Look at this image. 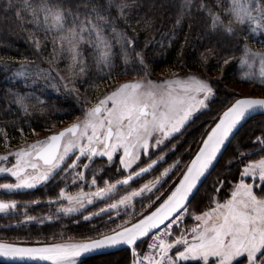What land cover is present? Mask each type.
I'll use <instances>...</instances> for the list:
<instances>
[{
  "label": "snow or ice",
  "instance_id": "obj_1",
  "mask_svg": "<svg viewBox=\"0 0 264 264\" xmlns=\"http://www.w3.org/2000/svg\"><path fill=\"white\" fill-rule=\"evenodd\" d=\"M217 4L221 5V0H217ZM192 6L193 0H181L177 24L186 14H190ZM7 7L16 8L15 16L21 27L31 24L37 30L56 34L52 39V58H57L58 51L70 54V77L77 75L75 69H79V73L85 70L81 59V45L85 43L94 49L96 67L109 69L105 76L112 75L113 57L116 55L114 45H119L120 55L126 65L137 61L142 66L144 76L114 86L86 107L81 117L58 132L0 155V174L6 173L15 179V183H0V189L9 192L34 189L61 172L65 176L71 174L73 186L82 182L78 190L69 192L66 184L59 189L58 196L49 199L48 203L57 204L56 212L65 216L87 211V207L94 206L97 201L112 200L119 187L130 186V182L157 166L164 159L163 156L156 159L149 157L150 163L144 167H139L137 162L142 155H149L150 148L158 147L164 140L180 133L194 114L206 109L208 101L215 96L210 79L195 73H170L171 78L159 81L148 79L144 56L135 52L133 39L125 31L119 30L110 16L101 15L97 7L85 9L83 14L66 7L63 0H19L18 5L7 0ZM115 7L119 10V16L125 17V9L129 5L122 2ZM199 9L207 11L211 20L210 30L213 32L222 31L228 36H239L241 31H246L239 56V67L242 69L239 78L264 86V50H255L248 43L250 36L257 38L264 35V0H228V6L222 7V12L214 11L201 2ZM222 15L229 18L227 23ZM107 28H110V32L106 33ZM29 38L39 50L40 39L31 34ZM258 42L264 44V39H258ZM206 51L209 55L213 53V49ZM201 58L206 62L207 56L203 53ZM230 59L226 58L224 63L228 64ZM27 63L25 58L16 76L27 75ZM41 71L50 76L52 71L57 70ZM57 75L60 80H65L59 71ZM68 82L64 84L66 88ZM15 95V102L27 113L28 97L20 93ZM257 112L264 113V96L237 98L223 110L214 126L203 134L198 150L185 166L186 170L181 172L174 189L154 210L148 214L141 213L142 218L134 222L125 220L98 233L95 238H69L62 242H38L36 245L0 238V257L12 261L78 264L80 258L87 254L124 245L131 250V264H185L188 261H195L196 264H241V261L243 264H264V156L243 164L239 181L224 199L221 200L218 194L225 181L218 180L219 187L214 188L217 197L212 198L205 210L189 213L190 196L198 189L202 178L241 123ZM20 131L23 134V129ZM0 136L7 148L9 140L5 129L0 128ZM253 143L259 145V151L264 152V134L257 135ZM256 151L253 149L239 155L243 159ZM117 156L127 175L114 182L105 180L103 187L98 185L96 174L92 175L90 181L86 179V171L94 158H106L111 164ZM10 157L15 162L8 167L6 164ZM82 160L86 162L81 163ZM179 163V160L175 161L154 180L126 191L119 199L105 203L95 212H88L83 219L89 221L109 212H116L119 217L121 207L125 210L133 208L131 215H135L133 201L145 193H153ZM133 165H137L138 170H132ZM248 179L252 182H246ZM85 185L89 191L84 190ZM93 188L94 191L91 190ZM18 207L16 200L0 199V213L7 214ZM189 214L196 223L190 228L180 229L179 234H176L174 229ZM24 216L25 222L37 219L26 212ZM52 218L47 217L49 220ZM40 222L43 223V220ZM108 222H112L111 217ZM150 234L148 251L141 254L137 250L138 242L142 243L143 238Z\"/></svg>",
  "mask_w": 264,
  "mask_h": 264
},
{
  "label": "trees",
  "instance_id": "obj_2",
  "mask_svg": "<svg viewBox=\"0 0 264 264\" xmlns=\"http://www.w3.org/2000/svg\"><path fill=\"white\" fill-rule=\"evenodd\" d=\"M12 2L13 5H18L19 0H12ZM63 2L66 7L72 8L73 11L78 10L81 14L85 12V9L90 10L92 7H97L101 10V15L110 16L117 28L125 31L133 39L135 52L143 54L148 76L166 69L192 72L216 81L218 94L211 107L202 109L192 118L196 123L198 119H201L200 126L192 127L194 123L191 122V127L189 124L185 131L169 140L166 148H170V152L165 161L160 162L149 174L144 175L147 177L156 173L165 163L175 162L179 160V157L182 160L178 171L172 172L162 182L158 189V191L164 190L162 193H148L145 195L147 199H138L142 205L139 213L135 212V215H131L130 208L120 209L118 218L112 217V212H109L103 216L93 217L89 221L82 219L81 215H59L58 219L54 217L43 223L40 219L38 223L32 224L22 220V217L11 214L0 215V238L6 240L36 243L86 236L94 238L98 233L114 227L116 223H122L128 217L132 221L138 219L141 213L145 214L152 210L172 190L181 172L197 151L203 134L210 129L221 112L240 97L234 90L230 92L222 89L223 85L226 86L228 83L221 82L217 78L212 79L211 75L219 72L225 74L222 80L229 79L253 89L264 90V86L258 83L245 82L239 78L242 73L239 67V56L246 31H241L239 36H228L222 31L213 32L210 30L211 20L207 11L199 9V4L203 2L214 11L222 12V7L228 6V0H221L222 7L217 4V0H193L190 14H186L180 24H177L176 20L180 12L181 0H63ZM122 2L129 5L125 9L123 18L119 16V10L115 7L116 4ZM15 11V7L11 9L7 7V0H0V128L5 129L8 134V147L14 141L28 142L26 137L31 135L33 130L34 132L59 130L57 128L67 121L81 117L92 101L102 97L101 94L111 91L119 80L144 76L142 66L137 61H132L127 65L124 63L119 45H114L113 48L116 55L113 57L112 75L105 76L109 69L101 70L96 67L94 49L85 43L81 45L83 54L81 59L84 61L85 70L79 73V69H75L77 75L70 77L68 70V65L71 64L70 54L67 51H58L57 58H52V39L56 34L37 30L31 24L21 27ZM222 18L227 23L229 18L226 15H222ZM107 32H110V28L106 29ZM30 34L40 39L41 48L39 50L29 38ZM258 39H264V35L257 38L250 36L248 43L255 50H264V44L259 43ZM207 49H213V53L209 55ZM135 52L132 53L133 56ZM202 53L207 56L206 62L201 58ZM229 57H231L229 63L225 64L224 60ZM25 58L28 62L27 75L25 77L16 76L15 73L20 70V64L25 61ZM42 69H55L59 71L60 76L65 77V80H60L57 71H52L49 76L42 72ZM66 81H70L67 88L64 86ZM73 88L76 91H72ZM16 93L28 97L29 110L27 113L15 102ZM41 101L43 103H40ZM21 129H23V134H21ZM261 134H264V114L251 118L238 131L211 174L190 201L191 211L197 212V210L207 208L212 198L217 196L214 188L219 187L218 180L225 181L218 194L219 198L227 191V187L236 183L240 178L239 173L243 164L247 162L246 157L255 159L264 156V152L258 150L259 145L253 143L255 137ZM174 142H176L175 146H173ZM2 147L5 145L3 137L0 136V148ZM253 149L257 151L243 157L241 162L239 154L249 153ZM103 166L104 163H99L93 170L98 178L102 176L100 174L105 173L110 176L113 174L111 180L120 177L115 167L104 170ZM101 169L103 171H100ZM144 176L134 180L130 185L138 183L139 180L145 178ZM7 177L8 175H0V183L4 182ZM124 187L121 186L118 190ZM31 190L34 191L23 189L7 192L0 189V199L14 193L22 202H33L41 191H36L35 188ZM157 197L160 199L157 200ZM32 209L35 211L31 210V214L38 215L41 214L43 207L36 204L32 206ZM110 217L111 223L108 222ZM144 243L146 242L143 241L137 245L139 252L142 251ZM131 261V250L122 249L83 258L78 264H131ZM185 264H196V262L188 261Z\"/></svg>",
  "mask_w": 264,
  "mask_h": 264
},
{
  "label": "rangeland",
  "instance_id": "obj_3",
  "mask_svg": "<svg viewBox=\"0 0 264 264\" xmlns=\"http://www.w3.org/2000/svg\"><path fill=\"white\" fill-rule=\"evenodd\" d=\"M170 73H179L180 75H185V74H187V73H192V72H181V71H179V70H173V71H171V70H169V69H166V70H163V71H161V72H159V73H155L154 75H151V76H148L147 78L148 79H152V80H155V81H159V80H161V79H168V78H171L170 77ZM223 75H225V74H220L219 72H217V73H215V74H212L211 76V78L212 79H214V78H217V79H219V80H221V82H224V83H228L226 86L225 85H223V87H222V89L224 88L225 90H228V91H230V92H232L233 90L234 91H236L237 93H238V95H240V96H248V95H258V96H264V90H259V89H253V88H251L250 86H248V85H243V84H240V83H237V82H234L233 80L232 81H230L229 79H225V80H222V78H223ZM201 76V75H200ZM214 76H216V77H214ZM143 77V76H142ZM202 78H204V76H201ZM141 77H134V78H126V79H121V80H119L118 81V84H116L115 86H117V85H119L120 83H124V82H126V81H130V80H135V79H140ZM205 79H207V78H205ZM210 82L213 84V87H214V89H215V96L214 97H212L209 101H208V107L207 108H209V107H211V105L213 104V101L215 100V98H216V96H217V94H218V90H217V86H216V81H214V80H210ZM104 93V92H103ZM106 94V93H105ZM102 96L104 95V94H101ZM100 95V96H101ZM101 98V97H100ZM97 100H95L94 102L92 101V103L91 104H93V103H95ZM90 104V105H91ZM227 108V107H226ZM201 111V110H200ZM223 112V111H222ZM222 112H221V114H222ZM198 113V112H197ZM197 113H195L194 114V116H196L197 115ZM193 116V117H194ZM76 119H74V120H69V121H67L66 123H64V124H62L60 127H58L57 129H60V128H62V127H66L67 125H69V124H71V123H73L74 121H75ZM200 120L201 119H198L197 120V122L198 123H196V121H193V119H191V121L181 130V132L182 131H185V129H186V127L192 122V123H194L193 124V126L190 124V127L192 126V127H196V126H200ZM216 121V120H215ZM212 126H214V123H213V125ZM211 128V127H210ZM210 130V129H209ZM56 131V129H52V130H48V131H35V132H33L31 135H29V136H27L26 137V140L28 141V142H25V140H19V141H14L13 142V144L11 145V146H9V147H2V148H0V155H3V154H5L6 152H8V151H10V150H15L16 148H18V147H20V146H23L22 144H28V143H32L33 141H35V140H37V139H42V138H44L45 136H48V135H50L51 133H53V132H55ZM180 132V133H181ZM179 134V133H178ZM175 135L176 134H174L173 135V137H170V138H168V139H166V140H164V142L162 143V144H160L158 147H152V148H150V152H152V153H155V154H149V155H147V157L149 156V157H151V158H157V157H160V156H163L164 157V159L161 161V163L162 162H164L165 161V158H166V156L168 155V153L170 152V148H166L167 147V145H168V141L169 140H172L173 138H175ZM152 144H155V141H152ZM176 145V142H174V144H173V146H175ZM151 155V156H150ZM193 157V156H192ZM251 158H249V157H246L245 158V160H250ZM255 159H258V158H255ZM191 160V159H190ZM189 160V161H190ZM179 161L181 162L182 160H181V158L179 157ZM243 161V159L241 160V162ZM15 162V160L13 159H11L10 158V161L6 164V166H8V167H10L11 166V163H14ZM171 162V163H170ZM169 162V164H167V163H165V165L163 166V167H161L156 173H154V174H151L150 176H147V177H145L144 179H141V180H139L138 181V183H135V184H132V185H130V186H125L124 188H122V189H120V190H118V194H115L116 196H114L115 198H114V200L115 199H119V196L120 195H122V194H124L126 191H131L132 189H137V188H139L142 184H144V183H146V182H148V181H151V180H154L156 177H158V176H160V174L163 172V170L165 169V168H168L170 165H172L174 162L173 161H170ZM189 163V162H188ZM187 163V164H188ZM245 163H247V162H245ZM91 166L92 165H90V167H89V170H91L92 168H91ZM178 168H179V166L178 167H176V168H173L172 169V171H170L169 172V174H168V176H166V177H164L163 178V180L161 181V185H162V182H164V180L166 179V178H168L169 177V175L172 173V172H176V171H178ZM184 171V170H183ZM89 174H90V172H88ZM94 174H96V172L94 173ZM99 174V173H98ZM1 176H5V175H8V174H0ZM100 175H102L100 178H98L97 177V182H98V185L101 187V186H104V181L105 180H107V178L105 179V175H103V174H100ZM96 176H98L97 174H96ZM143 177V176H142ZM141 177V178H142ZM88 179L87 180H91V178H92V176H88L87 177ZM108 181H110V182H114L115 180H109L108 179ZM239 181V180H238ZM237 181V182H238ZM236 182V183H237ZM246 182H249V183H251L252 181L250 180V179H248V180H246ZM2 183H15V179L13 178V177H10V175H8V177H7V179L4 181V182H2ZM82 183V182H81ZM81 183H80V185H79V187L81 186ZM235 183H233V185H234ZM161 185H159L158 187H157V189H154V193H156L157 194V192H158V194L159 193H162V191H164V190H160V191H158V189L160 188V186ZM233 185H230L229 187H227L228 189H227V191H225V193L224 194H222V196L220 197V199L222 200V199H224L227 195H229V192H230V189H231V187L233 186ZM78 190V188L77 189H75V191H77ZM84 190L85 191H89L90 189L85 185L84 186ZM91 190H95L94 188L93 189H91ZM7 191V190H6ZM74 191V192H75ZM7 192H9V191H7ZM11 192H13V191H11ZM146 194H148V193H145L144 195H143V197H141V198H136L134 201H133V205H134V211L136 212V213H139L140 212V208H141V203H140V201L138 202V199H147V197L145 196ZM14 193H12L10 196H8V195H5V197H4V199L5 200H16L17 202H18V205H19V202H20V200L17 198V196L15 195ZM167 196V195H166ZM165 196V197H166ZM164 197V198H165ZM217 197V196H216ZM110 200H105V201H97V202H95V204H94V206H92V209H90L89 210V212H95V211H97V210H99L100 208H102V207H104V204L105 203H111L112 202V200L109 202ZM20 206V205H19ZM147 206V205H146ZM156 207V206H155ZM18 208H20V211L21 212H19L20 214H24L25 212L27 213V215L28 216H30V215H33V214H31V210L29 211L28 210V206L26 205V204H24V206H21V207H18ZM120 209H124L123 207H121ZM119 209V214H120V210ZM131 209V211L133 212V208H130ZM206 209V208H205ZM13 211H15V210H13ZM12 211V212H13ZM151 211V210H150ZM201 211H203V210H197V212L195 211H191L190 209H189V213H198V212H201ZM12 212H9V213H12ZM9 213H7V214H9ZM148 213V212H147ZM5 214V213H4ZM88 213H83L82 214V217L83 216H85V215H87ZM146 214V213H145ZM0 215H2L1 213H0ZM112 217H117V214H116V212H112ZM103 216V215H102ZM127 216H129V214L127 215ZM23 217H25L24 215H23ZM56 217V216H55ZM53 218H54V216H53ZM52 218V219H53ZM59 217H57V218H55V219H58ZM118 218V217H117ZM139 218H141V216L139 217ZM127 220H129V217H128V219ZM123 221H125V220H123ZM135 221V220H134ZM133 221V222H134ZM186 222V223H185ZM36 223H38V222H36ZM40 223V222H39ZM121 223V222H120ZM120 223H116L115 225H117V224H120ZM196 223V221L192 218V216L189 214V215H187V216H185L184 217V220H183V223L181 224V225H179L177 228H175L174 229V231H175V233L176 234H179V231H180V229H182V228H190V227H192L194 224ZM115 225H114V227H115ZM113 226V225H112ZM86 237H90V236H86ZM82 238H85V237H82ZM95 238V237H94ZM69 238H65V239H61V240H56V241H48V242H39V243H54V242H62V241H66V240H68ZM73 239H81V238H79V237H75V238H73ZM11 241V240H10ZM151 241V237H149V238H147V240H145V242H147V243H144V247L142 248V251L140 252L141 254H143L144 252H147L148 251V247H147V245H148V243ZM36 243H38V242H36ZM81 261V259L78 261V263ZM241 264H243V261H241Z\"/></svg>",
  "mask_w": 264,
  "mask_h": 264
},
{
  "label": "flooded vegetation",
  "instance_id": "obj_4",
  "mask_svg": "<svg viewBox=\"0 0 264 264\" xmlns=\"http://www.w3.org/2000/svg\"><path fill=\"white\" fill-rule=\"evenodd\" d=\"M149 154H155V153L149 152ZM151 159H156V157L155 158H151ZM70 162L71 161H69V163ZM85 162L86 161H83V160L81 161V163H85ZM99 163H104V166H103V169L104 170L106 168L115 167L118 170L117 174L120 175V177L117 178L116 180L121 179L123 176H125V175L128 174V172L125 171L122 168V166H120L118 156L114 159V161L111 164L108 163V161L106 160V158H99V157H97V158H94L93 162L90 164V165H92L91 166L92 169L91 170L88 169L86 171V179H88L87 177L89 175L92 176L95 173V171H93V170H95L96 165H98ZM148 163H150L149 156L147 157L145 155H142L140 161L137 162V164H138L139 167H144ZM103 169H101L100 171H103ZM132 170H138L137 165H133ZM152 170H150L146 174H149ZM88 172H90V174ZM146 174H144V175H146ZM104 175H105V179L107 178V180L108 179L111 180V177H113V174L110 176V175H108V173H105ZM141 177H139V178H141ZM139 178H136V179H139ZM80 183L81 182H78L75 186H73L72 185V177H71V174H68L67 176H65L64 173L61 172L58 175H56L53 179H51L49 182L44 183V184H41V185H38L35 189H36V191L39 190L41 192L38 193L39 195H37V199H35V201H38V203H36L37 206L40 205V206L43 207V209L41 210V214H38V215H34V214L33 215H30V216L36 217L37 219L36 220H33V221H29L28 223H31V224L32 223H36V222L40 221V219L43 220V221H45V222H48V221H50L49 219H47L48 216H52V217L53 216L54 217L55 216L57 217L59 215L64 216L62 213H57L56 212V209L58 207L57 204H49L48 201H49V199H55L58 196L59 189L61 187H65L66 184L68 185V191L69 192H74L75 189L79 188ZM101 187H103V186H101ZM21 190H23V189H21ZM29 190L30 191H34V190H31V189H29ZM24 204H26L28 206V210L29 211L30 210L35 211V209H32V206L33 205H36V204H33L30 201H28V202H22V201H20L19 202V205H20L19 207L24 206ZM90 209H92V205H90V206L87 207V211H82L81 213L72 214V215H68V216H76V215L77 216L78 215H81L82 216L83 213H88ZM19 212H21L20 211V208H17V209H15V211H13L12 213H9V214L14 215V216H17V217H22L21 219L22 220H25V217H23L24 214H20ZM1 214L2 215H7V214H4V213H1ZM81 218L83 219V217H81Z\"/></svg>",
  "mask_w": 264,
  "mask_h": 264
},
{
  "label": "water",
  "instance_id": "obj_5",
  "mask_svg": "<svg viewBox=\"0 0 264 264\" xmlns=\"http://www.w3.org/2000/svg\"><path fill=\"white\" fill-rule=\"evenodd\" d=\"M248 96L262 97V96H258V95H248ZM240 97H243V96H240ZM240 97H238V98H240ZM229 106H230V105H229ZM261 114H264V113L257 112V113L251 114L249 118H247L245 121H243V122L241 123V125H240V126L238 127V129L235 131L234 135L230 138V141L227 142L226 145L224 146V148L222 149L221 154L218 155L217 160L214 162L213 166L209 169V171H208V173L206 174V176H205L204 178H202V181H201V182L199 183V185H198V189L195 190V192H194V194H193L192 196H190V201H191L192 198L195 196V194L198 192V190L200 189V187L202 186V184L205 182V180L208 178V176L211 174V172L213 171V169H214L215 166L217 165L218 161L220 160L221 156L223 155V153L225 152V150H226L227 147L229 146V144H230V142L232 141V139H233V138L235 137V135L238 133V131H239V130H240V129L246 124V122H247L248 120H250L251 118H253V117L257 116V115H261ZM63 128H65V127H62V128H60L59 130H61V129H63ZM59 130H57V131H55V132H58ZM55 132H53V133H55ZM53 133H51V134H53ZM51 134H50V135H51ZM197 150H198V149H197ZM194 155H195V154H194ZM194 155H193V157H194ZM193 157H192V158H193ZM192 158H191V159H192ZM190 161H191V160H190ZM190 161H189V162H190ZM154 167H155V166H154ZM184 170H186V169H184ZM179 179H180V177H179ZM179 179H178L177 182L174 184V186H173L172 189H174L175 185L179 182ZM170 192H171V191H170ZM170 192H169L167 195H169ZM166 198H167V196H166L165 198H163V199H166ZM162 202H163V200H162L160 203H162ZM158 206H159V204H158L156 207H158ZM154 209H155V207H154L152 210H154ZM146 214H148V213H146ZM141 218H142V217H141ZM149 236H151V234H150ZM149 236H148V237H149ZM148 237L143 238V240H145V239L148 238ZM139 243H140V242H138V244H139ZM28 244L36 245L37 243H28ZM122 249H130V248L127 247V246H124V245H120V246H117V247H115V248L102 249V250H99L98 252H94V253H91V254H87V255L81 257L80 259L87 258V257H91V256H96V255H102V254H108V253H112V252H117V251L122 250ZM0 263H4V264H48V262H45V261H12V260H9V259L4 258V257H0Z\"/></svg>",
  "mask_w": 264,
  "mask_h": 264
}]
</instances>
